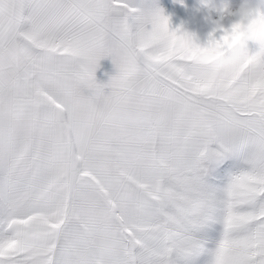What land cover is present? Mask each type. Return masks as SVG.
<instances>
[{
	"label": "snow or ice",
	"instance_id": "6c2138e0",
	"mask_svg": "<svg viewBox=\"0 0 264 264\" xmlns=\"http://www.w3.org/2000/svg\"><path fill=\"white\" fill-rule=\"evenodd\" d=\"M226 39L0 0V264H264V46Z\"/></svg>",
	"mask_w": 264,
	"mask_h": 264
},
{
	"label": "clouds",
	"instance_id": "9594fccd",
	"mask_svg": "<svg viewBox=\"0 0 264 264\" xmlns=\"http://www.w3.org/2000/svg\"><path fill=\"white\" fill-rule=\"evenodd\" d=\"M205 22L213 27L207 35L221 32L227 39L223 42L224 51L244 58L253 46H264V0H240L233 7L228 0H199ZM182 32H188L182 29ZM189 33V32H188ZM183 42V41H182ZM189 47L194 41L187 42ZM213 47L211 44H206Z\"/></svg>",
	"mask_w": 264,
	"mask_h": 264
},
{
	"label": "rangeland",
	"instance_id": "374dc122",
	"mask_svg": "<svg viewBox=\"0 0 264 264\" xmlns=\"http://www.w3.org/2000/svg\"><path fill=\"white\" fill-rule=\"evenodd\" d=\"M228 2L235 7L240 0H228ZM148 3L164 11V14L170 18L172 29L186 30L201 42L207 39L213 27L211 22L204 21L199 0H148Z\"/></svg>",
	"mask_w": 264,
	"mask_h": 264
},
{
	"label": "crops",
	"instance_id": "0c3cea01",
	"mask_svg": "<svg viewBox=\"0 0 264 264\" xmlns=\"http://www.w3.org/2000/svg\"><path fill=\"white\" fill-rule=\"evenodd\" d=\"M115 74V67L110 58H104L99 62L96 70V79L98 83H106L111 75ZM105 91H109L105 89Z\"/></svg>",
	"mask_w": 264,
	"mask_h": 264
}]
</instances>
